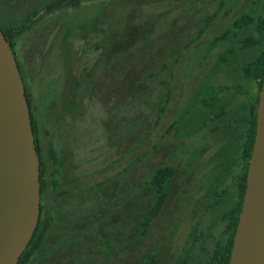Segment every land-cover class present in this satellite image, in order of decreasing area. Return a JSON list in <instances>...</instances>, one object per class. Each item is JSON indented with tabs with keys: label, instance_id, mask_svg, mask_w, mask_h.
<instances>
[{
	"label": "rangeland",
	"instance_id": "obj_1",
	"mask_svg": "<svg viewBox=\"0 0 264 264\" xmlns=\"http://www.w3.org/2000/svg\"><path fill=\"white\" fill-rule=\"evenodd\" d=\"M52 1L0 0L2 29L37 16L14 38L46 164L38 220L51 219L30 264H216L242 167L240 67L258 51L239 46L252 24L232 32L260 0H80L39 13ZM160 166L174 174L141 233Z\"/></svg>",
	"mask_w": 264,
	"mask_h": 264
},
{
	"label": "water",
	"instance_id": "obj_2",
	"mask_svg": "<svg viewBox=\"0 0 264 264\" xmlns=\"http://www.w3.org/2000/svg\"><path fill=\"white\" fill-rule=\"evenodd\" d=\"M39 209V162L24 83L0 28V264H16L32 236ZM228 264H264V78Z\"/></svg>",
	"mask_w": 264,
	"mask_h": 264
},
{
	"label": "trees",
	"instance_id": "obj_3",
	"mask_svg": "<svg viewBox=\"0 0 264 264\" xmlns=\"http://www.w3.org/2000/svg\"><path fill=\"white\" fill-rule=\"evenodd\" d=\"M80 0L72 1V4H77ZM71 3V2H70ZM260 9L256 13H243L241 14L234 22V26L236 30L232 32V34H238L243 28L248 25L252 26V31L247 35L243 36L240 39V49H248L252 47H257L258 51L255 52L252 57L245 61V63L240 67V72L242 76L245 78V82L242 83L240 87H243L245 90V98L242 102L244 111L239 116L238 129L236 131L235 142L239 146V155L242 160V167L239 172L236 173V196L237 199L234 204L225 209L220 218L226 222L225 227V238L223 241L215 242L214 247L212 248L210 254V260H214L216 264H228L230 250L233 241V235L235 232L238 214L241 208V202L245 190L246 185V171H247V163L250 157L252 144L254 141L255 135V119H256V107L258 102V94L261 88V84L264 78V0H260ZM61 4V0H55L52 3L48 4L49 7L59 6ZM66 4V3H65ZM68 4V3H67ZM33 15L30 18H27L22 24L18 26H11L9 28L2 29L5 38L9 41L11 48L14 51L15 47V37L19 33L25 31L31 24L37 19ZM231 36V35H230ZM220 39L221 36H218ZM217 38L216 40H218ZM219 39V40H220ZM15 54V53H14ZM16 58V57H15ZM17 64L20 69V64L16 59ZM23 79V77H22ZM25 96L27 99L29 113L31 118L32 130L34 134V143L35 149L38 155L39 162V182H40V195L43 192L44 184L42 177V160L41 153L39 150V139L37 134V122L33 113V106L31 103L30 93L28 91V86L24 82ZM213 90V88L209 89V93ZM207 92V93H208ZM217 97L213 94H209L205 96L201 100V104L204 108L210 107L215 101ZM219 113H215L219 115ZM175 124L176 122H172ZM174 168L172 166H160L157 167L150 176L149 184L154 190L155 200L152 203L151 207L148 209L147 215L144 220L141 222V233H144L153 218L159 212L162 207L165 199H166V184L173 177ZM41 207V205H40ZM51 225V219L47 217L42 223L41 220H38L32 236L20 254L16 264H30L33 260V257L36 255V251L42 245L44 240V235L48 226Z\"/></svg>",
	"mask_w": 264,
	"mask_h": 264
},
{
	"label": "flooded vegetation",
	"instance_id": "obj_4",
	"mask_svg": "<svg viewBox=\"0 0 264 264\" xmlns=\"http://www.w3.org/2000/svg\"><path fill=\"white\" fill-rule=\"evenodd\" d=\"M48 8H50L48 5L44 7L43 11L47 10ZM35 18L37 19V16L34 15ZM39 150H40V153H41V146H40V142H39ZM41 160H42V177L43 175L45 174V171H46V164H45V160L43 159V156L41 157ZM44 181V180H43ZM43 184L45 185V183L43 182Z\"/></svg>",
	"mask_w": 264,
	"mask_h": 264
}]
</instances>
